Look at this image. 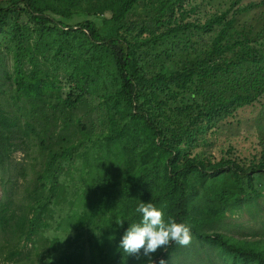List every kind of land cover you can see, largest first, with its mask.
Segmentation results:
<instances>
[{"label":"trees","instance_id":"16d2710c","mask_svg":"<svg viewBox=\"0 0 264 264\" xmlns=\"http://www.w3.org/2000/svg\"><path fill=\"white\" fill-rule=\"evenodd\" d=\"M242 1L0 0L12 60L10 71L0 45V264H81L87 246L91 264H172L187 247L139 260L119 250L140 201L187 222L197 253L210 245L232 264H264V239L224 221L264 204L263 142L244 154L235 131L224 138L264 99L240 72L253 65L264 83V25L238 29V13L252 12ZM181 38L190 61L173 65L158 49Z\"/></svg>","mask_w":264,"mask_h":264},{"label":"rangeland","instance_id":"374dc122","mask_svg":"<svg viewBox=\"0 0 264 264\" xmlns=\"http://www.w3.org/2000/svg\"><path fill=\"white\" fill-rule=\"evenodd\" d=\"M210 2L216 9L218 10H225L228 9L232 3L236 0H207ZM263 0H243L240 2L239 5H247L252 4V12L249 14L245 13H238L237 19H238V29L247 31L250 28L257 31V29L264 25V3L262 4ZM238 6V5H237ZM87 19H91L86 17ZM85 16L80 18H75L71 23L76 24L80 21H83L86 19ZM247 21V22H246ZM245 22L248 23L249 28L244 29ZM7 41L8 38L4 33H0V45L2 48V51L4 54H6V61L8 64V68L10 71H12V60H11V54L7 47ZM181 45L177 47V45H172V43H167L162 46V48H157L158 51H166L168 50L169 55L171 58H169L167 61L172 62L173 65H176L177 63L180 64V66H183L186 61H190V54L187 50L188 47V41L186 39L181 38ZM181 47V48H179ZM245 72V78L243 79H250V83L246 85V88H249L253 85H255L254 89H251L249 92L254 97H261V95H258V92L261 91L264 87L263 80L261 78L262 71L253 65L244 64L243 68L240 69V72ZM228 79V82L232 84V80L237 82L234 77ZM246 81V80H245ZM245 81H241V83H244ZM1 84L5 83V80L0 81ZM227 81H221L218 84L219 88L225 89L228 92V95H230L229 89H232V87L227 86ZM264 98V95L262 96ZM261 99V98H260ZM261 103L264 107V99H261L259 103H256L255 106H246L245 108L241 109L238 112V116L234 120H230V125L227 126L226 131L227 133L224 134V138L228 140L232 134L228 133L231 131H235L232 137H231V143L235 146L237 151H241L244 154H248L252 149L256 148L259 149V141L263 142L264 146V108L262 109ZM262 111V112H261ZM239 119L242 120V122L239 124ZM254 124V125H253ZM253 127V129L251 128ZM256 130H255V128ZM261 135V139L258 137ZM223 139V136H222ZM216 148L208 149L209 152L216 158H221V153L219 152V148L223 145V142H216ZM215 146V145H214ZM23 157L22 153H17L15 155L16 159H20ZM1 177V174H0ZM31 177H27L29 179ZM14 181L17 182V187H20L23 184L24 176L15 174L13 177ZM259 182H257L258 184ZM264 192V188L261 190ZM6 194L4 192V189L1 186L0 183V201L4 200ZM261 203H264V197L260 199ZM225 223L233 225L230 229L232 231L238 232L235 235L240 238V236H249V238L256 239H264V204L261 208V210L256 213L252 214L245 210H239L235 214L231 215L230 213L227 214V217L225 218ZM242 225L243 229L241 230L236 225ZM238 229V231H237ZM3 242V236L0 235V243ZM196 247H199V244H195ZM189 246V245H188ZM188 246V249L185 250L186 254H183L182 256H179L175 259H173L172 264H232V261L227 257L229 254H221L220 250H216L215 248L211 247L210 245L201 246L198 249L200 250L199 253H197L193 248H190ZM259 248H264L263 245H261ZM47 249V248H46ZM207 251V255L205 253ZM220 253V254H219ZM232 259V258H231ZM46 264V263H44ZM58 264V263H53ZM81 264H91L90 260V254L88 251H86L85 260Z\"/></svg>","mask_w":264,"mask_h":264},{"label":"clouds","instance_id":"9594fccd","mask_svg":"<svg viewBox=\"0 0 264 264\" xmlns=\"http://www.w3.org/2000/svg\"><path fill=\"white\" fill-rule=\"evenodd\" d=\"M136 211L142 214V219L130 224L119 243V250L127 257L151 259L159 249L173 242L181 247L191 243V226L187 222L177 223L175 219L166 221L163 207L157 208L151 202L140 201ZM46 264H53V259L50 257ZM159 264H166V261L161 259Z\"/></svg>","mask_w":264,"mask_h":264}]
</instances>
